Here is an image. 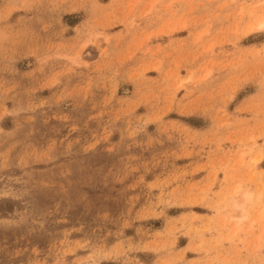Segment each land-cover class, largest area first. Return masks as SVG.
<instances>
[{"label": "rangeland", "instance_id": "374dc122", "mask_svg": "<svg viewBox=\"0 0 264 264\" xmlns=\"http://www.w3.org/2000/svg\"><path fill=\"white\" fill-rule=\"evenodd\" d=\"M261 19L0 0V264H264Z\"/></svg>", "mask_w": 264, "mask_h": 264}, {"label": "bare ground", "instance_id": "6f19581e", "mask_svg": "<svg viewBox=\"0 0 264 264\" xmlns=\"http://www.w3.org/2000/svg\"><path fill=\"white\" fill-rule=\"evenodd\" d=\"M257 27L259 28V29H263L264 28V19H261L260 21H259V23H258V25H257ZM250 195L248 194V193H246V200H249L250 199V197H249ZM245 202V201H244ZM243 202V203H244ZM237 204V203H236ZM239 206H240V204H239ZM242 207H243V205H242Z\"/></svg>", "mask_w": 264, "mask_h": 264}, {"label": "crops", "instance_id": "0c3cea01", "mask_svg": "<svg viewBox=\"0 0 264 264\" xmlns=\"http://www.w3.org/2000/svg\"><path fill=\"white\" fill-rule=\"evenodd\" d=\"M215 264H219L218 262H216ZM223 264H227V263H223Z\"/></svg>", "mask_w": 264, "mask_h": 264}]
</instances>
